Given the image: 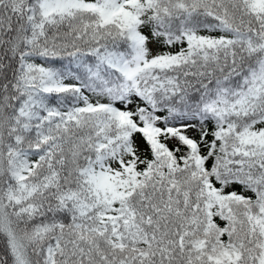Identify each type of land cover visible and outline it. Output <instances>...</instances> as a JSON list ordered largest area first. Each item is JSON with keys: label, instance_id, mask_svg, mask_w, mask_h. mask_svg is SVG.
Listing matches in <instances>:
<instances>
[{"label": "snow or ice", "instance_id": "obj_1", "mask_svg": "<svg viewBox=\"0 0 264 264\" xmlns=\"http://www.w3.org/2000/svg\"><path fill=\"white\" fill-rule=\"evenodd\" d=\"M0 264H264V0H0Z\"/></svg>", "mask_w": 264, "mask_h": 264}]
</instances>
